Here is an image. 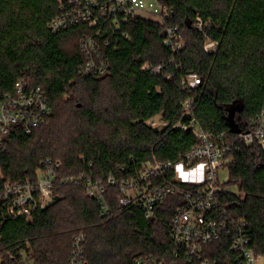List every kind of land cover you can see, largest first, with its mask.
Returning <instances> with one entry per match:
<instances>
[{
	"label": "trees",
	"instance_id": "trees-1",
	"mask_svg": "<svg viewBox=\"0 0 264 264\" xmlns=\"http://www.w3.org/2000/svg\"><path fill=\"white\" fill-rule=\"evenodd\" d=\"M158 1L171 10L163 22L136 16L117 28L95 6L110 0H0V97L24 80L40 85L53 106L32 133L21 125L10 130L0 149V189L35 175L48 157L62 161L55 201L0 226L2 264H68L78 233L86 235L88 264H132L140 254H166L173 246L171 218L182 203L180 194H169L146 218L141 208L122 206L119 186L110 185V211L102 215L99 201L72 178L84 173L106 181L112 175L120 182L149 163L177 160L195 144L192 131L179 126L193 118L233 143L219 198L230 215L247 224L264 264V149L241 140L227 121L235 106V120L245 132L264 110V0ZM87 6L99 15L96 25L82 19L57 32L49 27L58 16ZM169 26L179 27L182 49L166 44ZM88 36L109 64L104 76L83 71L88 57L80 41ZM207 39L218 41L216 51H205ZM147 63L164 66L156 73L143 69ZM192 76L200 83L191 85ZM154 117L166 124L150 125ZM221 244L216 253L227 248Z\"/></svg>",
	"mask_w": 264,
	"mask_h": 264
},
{
	"label": "built area",
	"instance_id": "built-area-1",
	"mask_svg": "<svg viewBox=\"0 0 264 264\" xmlns=\"http://www.w3.org/2000/svg\"><path fill=\"white\" fill-rule=\"evenodd\" d=\"M95 6L101 15L112 16V22L117 28L136 16L163 22L165 17L171 15L168 7L162 6L159 12L150 0H110V3H96ZM82 19L96 25L99 15H93L88 6L84 11L74 9L55 18L49 27L57 32ZM203 26V20L197 17V27L206 36ZM167 34L166 44L174 51L184 47L185 41L178 26H169ZM123 36L128 38L127 32ZM80 44L88 57L83 71L106 75L109 64L93 37L82 38ZM218 45V41L207 39L204 49L206 52H214ZM163 66L159 64L153 67L147 63L143 69L151 68L153 72L159 73ZM199 83L200 78L192 76L191 85ZM190 104L191 100H187V110ZM52 111L53 106L40 85L32 86L24 80L17 81L13 93L0 97V149L5 145L14 125H21L30 134L35 127L47 121ZM148 123L154 127L166 124L159 117L151 118ZM179 126L185 131H192L195 136L194 146L179 159L149 163L134 177L120 182L112 175L102 181L84 173L72 180L82 183L87 194L99 201L102 215L110 211L106 197L110 185L119 186V203L122 206H137L144 211L146 218L155 215L158 203L169 194L182 196V203L177 206L171 218V250L164 255H137L132 264H262L251 245L247 224L230 215L219 198V192L224 187L217 175L220 169L232 161L230 152L233 143L226 141L224 134L213 135L204 130L194 118ZM238 135L244 142L257 143L264 149V110L250 130ZM41 164L44 168L37 170L35 175L3 184L0 189V226L8 219L31 217L35 211L55 201L58 196L57 171L62 167V161L48 157ZM171 174L170 180L167 176ZM179 184H189L190 187H181ZM73 240L68 264H88L86 235L78 233ZM219 243L227 248L223 249L224 252L216 253L219 247L216 245Z\"/></svg>",
	"mask_w": 264,
	"mask_h": 264
},
{
	"label": "rangeland",
	"instance_id": "rangeland-1",
	"mask_svg": "<svg viewBox=\"0 0 264 264\" xmlns=\"http://www.w3.org/2000/svg\"><path fill=\"white\" fill-rule=\"evenodd\" d=\"M150 1H152L153 4L156 5V7H157V9H158L159 12L162 10V5L159 3L158 0H150ZM150 16L151 17H156L154 15H150ZM217 176H218L220 182H222V183L227 182L228 181V178H229V170H228V167H223L222 169H220V171L218 172V175ZM230 190L235 191L236 193L244 196L243 193H240V191L238 190L237 187H232V188H230ZM259 261H260V263H263V260L262 259H260Z\"/></svg>",
	"mask_w": 264,
	"mask_h": 264
},
{
	"label": "water",
	"instance_id": "water-1",
	"mask_svg": "<svg viewBox=\"0 0 264 264\" xmlns=\"http://www.w3.org/2000/svg\"><path fill=\"white\" fill-rule=\"evenodd\" d=\"M235 111H236L235 106H233L232 108L229 109L227 121L229 123L231 132L238 134L241 132V128H240L238 122L235 120Z\"/></svg>",
	"mask_w": 264,
	"mask_h": 264
}]
</instances>
